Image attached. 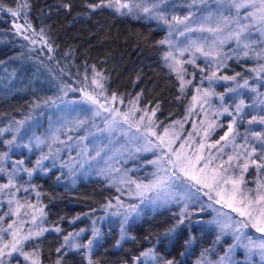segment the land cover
<instances>
[{"label": "rangeland", "instance_id": "1", "mask_svg": "<svg viewBox=\"0 0 264 264\" xmlns=\"http://www.w3.org/2000/svg\"><path fill=\"white\" fill-rule=\"evenodd\" d=\"M206 1L202 0L201 3L205 4ZM142 2L150 6L146 0H120V3L129 5L127 8H121V13L133 16L135 13L139 14L138 4ZM107 3H111L113 10L117 11L116 0H107ZM172 4L156 10L158 12H152V16L159 20L166 30L179 25L178 22L174 25L168 24L167 19L170 21L171 18L181 15L179 20L187 22L183 33L185 41L181 35L171 38L169 33H166L164 52L171 53V56L163 55L164 66L169 67L167 69L177 76H184L186 72V75L190 74V78L193 77L195 68H200L198 73L203 79L192 86L199 87L200 96L193 95L181 119L162 123L153 115V107L141 105L138 99H121L114 93L106 92L99 86L102 85L101 77L95 70H91L87 77L81 79V83L88 93L94 90L93 95H83L80 99L72 100L70 111L63 113L59 118H56L55 109L46 111V127L38 126L37 122L27 125L29 133L36 132L40 137L27 138V134L21 133L14 138L19 140L18 145L26 148L28 144L34 146L33 150L31 147L32 152L27 158V166L20 165L6 170L0 164V186L9 185L0 187V264H33L34 260L38 264H63L61 254L73 249L84 257L86 264H89V261L91 264H98L91 257V253L96 247L102 222L109 223L119 234H123L127 225L138 217L150 216L156 210L162 209L175 211L179 222L188 224L189 230L195 233V241L199 236H203L209 240V245L194 249V241L187 235L178 255L167 259L158 251L159 247L158 250L155 249L157 241L145 247L140 255L133 256L128 263L122 264H236L239 261L244 264H264L259 250L250 251L247 247L249 238L258 242L264 239V234L257 232L247 217L240 216L227 206L229 202H233L237 207L247 208L249 201H255L258 195H264V167L257 168L256 163H253H261L260 158L264 154V144L253 136V133H264V124L258 122L264 117V87L261 91L257 90L250 85L247 77L231 79L233 75L240 73L239 71H218L219 64L224 63L214 53L224 49L217 50L216 45L205 36V32L199 30V24L204 22V18L188 22L182 16L185 15L184 12L176 14L177 11L188 7L186 3ZM248 11L250 9L237 10L232 7L227 13H240L247 21L245 25H248L244 32L253 29L257 33L255 35L259 43L255 47L256 52L250 56L256 57L260 70V66L264 65V58L257 56V53L264 54V34H261V26L258 23L251 18H245ZM216 13L211 12L213 16ZM235 22L236 26H244ZM11 25L17 34L26 31L18 18L13 20ZM17 26H20L19 29ZM189 27L196 30L187 31ZM227 39L229 37L220 44L227 45ZM247 49L240 43L229 51L234 56H240L243 53L237 55L236 52ZM200 55L208 61L205 60L206 66L196 67L195 63ZM229 56L227 54L225 58ZM225 76L230 79L224 80ZM94 80L98 83H94ZM245 80L248 82L247 86L252 89L249 105L245 104V96L240 95L249 91L247 88L240 90ZM236 82L239 87L234 85ZM261 82L264 86V76ZM113 95L116 96L115 101L112 100ZM89 96L99 103H93L88 99ZM232 97L235 98L232 100ZM241 101L245 106L237 112L236 106ZM100 104L104 107H99ZM73 106H76L75 110H72ZM225 108L227 111H224ZM245 108L249 114L247 118L243 116L246 115ZM117 112L120 115H116ZM124 114H127L126 121ZM229 125L232 126L231 133ZM221 128L223 134L213 138V133ZM226 133L227 139H221ZM253 147L256 149L254 153L251 151ZM177 152L182 159L191 162V170L209 187H203V183L196 184L181 174L180 180L170 182L172 187L168 193L161 194L158 198V189L151 186L157 177L165 175L161 171V165L171 168L161 158V154L163 153L165 158L175 159L173 154ZM229 157H232L230 161ZM15 163L22 164L19 159ZM246 163L247 169L244 168ZM49 170H53L61 187L68 191L76 182L90 177L101 178L114 189V197L105 201L99 209V216H93L92 226H80L77 231L64 232L60 242L62 248L60 246L56 250L60 256L55 258L53 263H47L43 258L40 240L46 232L57 229L47 222L48 209L45 210L39 198L38 188L33 179L28 177L20 189L13 187L15 178L26 171L31 176L46 175ZM231 181H236V184ZM137 185L141 187L138 189ZM146 185L149 187H144ZM217 192L222 194V199L217 196ZM240 201H243V204ZM185 205L187 211L184 210ZM261 208H264V203H252L253 215ZM76 217L79 218V215L76 214L74 219ZM244 224L248 227H242ZM13 232L16 233V251L11 247L14 242ZM25 237L28 238L24 239ZM89 241H92L90 250ZM21 252L26 254L28 259H25ZM145 252L150 255L145 257Z\"/></svg>", "mask_w": 264, "mask_h": 264}, {"label": "trees", "instance_id": "2", "mask_svg": "<svg viewBox=\"0 0 264 264\" xmlns=\"http://www.w3.org/2000/svg\"><path fill=\"white\" fill-rule=\"evenodd\" d=\"M139 1L144 0H135ZM146 1L150 6L144 2L138 4L140 13L133 16L113 10L107 0H0L3 5L0 8V164L6 170L27 166V158L34 146L28 144L26 148L14 139L21 133L27 134V138L40 137L36 132L29 133L27 125L37 122L38 126L46 127V111L55 109L56 118H59L70 111L72 100L93 95L94 90L88 93L81 83L91 70L101 77L106 92L121 99H138L141 105L153 107L159 122L168 123L183 117L193 95L200 96L199 87L192 86L203 78L198 73L200 68H195L190 78L186 72L184 76H177L164 66L163 55L168 54L164 52L166 44L161 42L166 41V33L171 38L181 35L182 40H186L183 33L187 22L166 30L152 16V12H158L156 10L169 3H186L188 7L176 14L184 12L182 16L188 17V22L204 18L205 23L199 26L205 29L219 26L220 31L204 32L217 50L224 49L214 53L226 62L220 71H239L238 79L245 76L251 86L263 90L261 79L264 72L259 70L256 57L250 56L256 52L255 47L259 43L257 33L250 29L241 34V43L250 46L236 54L243 53L240 56L244 57L234 56L229 51L238 44L234 35L225 41L227 45L220 44L239 30L235 21L239 25L247 22L240 13H227L233 7L229 0H207L205 4L201 3L202 0ZM8 8L17 11L18 15L12 16ZM145 8L149 11L145 12ZM211 12L217 13L213 16ZM224 17H228L227 23ZM16 18L25 26V32L17 34L12 27L11 22ZM177 18L180 19L181 15ZM167 21L171 25L177 23L174 18ZM180 29L184 30L180 32ZM245 52L248 53L246 56ZM227 54L229 58H225ZM205 60L208 61L200 55L195 66H206ZM246 88L249 91L240 95H247L245 104L249 105L252 89ZM198 90L199 93L196 92ZM240 90L244 87L241 86ZM217 131L213 138L218 137ZM18 159L22 164L15 163ZM49 171L46 175L31 176L26 171L15 178L13 187L20 189L28 177L38 188L39 198L45 210L48 209L47 222L57 229L46 232L40 240L43 258L47 263H53L60 256L56 250L61 246L64 232L77 231L80 226H92L93 216H99V209L105 201L114 197V189L101 178L90 177L76 182L68 191L61 187L53 170ZM76 214L79 218L74 219ZM99 230L96 247L91 253L98 264L128 263L133 256L140 255L145 247L157 241L156 249L159 247L161 254L166 258L176 257L190 232L186 223L179 222L175 211L165 209L138 217L127 225L123 234L107 222H102ZM208 241L202 236L196 241L194 238L193 247L208 246ZM61 255L63 264H86L84 257L74 249Z\"/></svg>", "mask_w": 264, "mask_h": 264}, {"label": "snow or ice", "instance_id": "3", "mask_svg": "<svg viewBox=\"0 0 264 264\" xmlns=\"http://www.w3.org/2000/svg\"><path fill=\"white\" fill-rule=\"evenodd\" d=\"M116 3L118 5L117 7V11H119L121 8H127L129 7L128 4H123L120 3V0H116ZM229 3L235 7L237 10H239L240 8H247L250 9V11L247 12L246 14V19L251 18L252 21L258 23L261 27L259 28L261 34H264V0H240V2H237V0H229ZM109 6H112L111 3L109 4ZM95 7V6H93ZM0 8H3V5L0 4ZM8 12L11 13L12 16H17L18 12L14 11L11 8L7 9ZM145 12L149 11L148 8L144 9ZM177 20L178 23H183L184 21L179 20V18H174ZM185 20L188 19V17L184 18ZM228 17H224V22L227 23ZM20 26H17V28L19 29ZM239 30L231 33L230 37L232 35H234L236 37L237 43L240 44L241 40H240V36L241 34L245 31V29L248 27V25H244V26H238ZM187 31H195L196 29L193 28H187ZM200 31H208V32H215V31H220L221 29L219 28V26H217L216 28H207L205 29L203 26H201L199 28ZM25 39H27V37H25ZM161 43H164L163 41ZM244 48H248L249 44L248 43H244L243 44ZM201 50L202 49H198ZM248 53L245 52L244 55L246 56ZM168 56H171V53L168 54ZM257 56H260L261 58H264V54L262 53H257ZM167 58V57H166ZM177 63H179V61H177ZM178 71V69H177ZM255 71V69H254ZM260 71L264 72V65L260 66ZM182 79V78H181ZM209 79H211V77H209ZM224 80H228L230 79L229 77L225 76L223 77ZM231 79H235V77H232ZM94 83H98L97 81H93ZM247 80L244 81V86H247ZM100 87H103V85H99ZM231 90V89H230ZM199 91V90H198ZM208 93L206 92L205 95H207ZM89 100H91L93 103H99L98 101H96L93 97L89 96L88 97ZM223 99V97H221V100ZM112 100L115 101L116 100V96L113 95L112 96ZM243 106V101H241V103L239 105L236 106V110L237 112L240 111L241 107ZM99 107L103 108L104 105L100 104ZM106 111H109V109H105ZM224 111H227V109L225 108ZM98 114V113H97ZM116 115H120L119 112L116 113ZM153 115H155V113L153 112ZM124 119L125 121L127 120V114H124ZM260 124H264V117H262L259 121ZM249 123H252V121H249ZM137 131H139V129H137ZM232 132V126L229 125V133ZM167 133L165 132V135ZM228 134L226 133L225 136H223L221 139H227ZM253 136L259 140L262 144H264V133H253ZM150 143V141H149ZM161 143H163V140H161ZM251 151L254 153L256 151V149L253 147L251 149ZM175 156V159H172L171 157H167L165 158L163 153L161 154V158L163 160H165V163L167 165H170L171 168H168L164 165H161V171H163L165 173L164 176H159L157 177V179L153 182L151 187H154L156 189H158L157 192V197L159 198L161 194H167L169 189L172 187V184L170 182H174L176 180H180L181 179V174L185 177H187L189 180L194 181L196 184H201L203 183V187H209V185L206 182H202L201 179L195 175V173L191 170L192 169V164L190 161H187L186 159H182L180 153H174L173 154ZM232 159V157H229V161ZM261 161H264V154L261 155ZM154 163H156L154 161ZM253 163H256L257 168L260 167H264V163H257L256 161H253ZM248 165L247 163L244 164V168L247 169ZM243 179V177H241V180ZM234 185L236 184V181H231ZM0 187H9V185H3ZM141 186L137 185V188L139 189ZM144 187H149V186H144ZM207 194V193H206ZM217 196H220L221 199L223 198L222 194L220 192H217ZM211 198V197H210ZM233 201H235V190L233 192ZM217 203H219V200H217ZM241 204H243V201H240ZM252 203H264V195H258L255 199V201H249L248 207L244 208V207H237L235 206V204L233 202H229L228 203V207H230L232 209V211L239 213L240 216L242 217H247L249 219V222L251 223V226L253 228L256 229L257 232H260L262 234H264V208L258 209L256 210V214L253 215V211L252 209ZM135 207V206H133ZM185 211H187V206L185 205L184 208ZM9 227H11V225H9ZM242 227H248L247 224L242 225ZM237 231H239V229H237ZM39 234V233H37ZM12 236L14 238V242L11 244L12 250L16 251V247L17 244L15 242V237H16V233L13 232ZM28 237H25L24 239H27ZM67 240V237L65 238ZM92 241L88 242V247L90 250V246H91ZM5 247H8V245H5ZM77 247H80V245H77ZM247 247L249 248V250H253V249H258L259 250V254L261 256L262 259H264V239L257 241H253L249 238V243L247 245ZM22 255H25V259H28V256L26 254H24L23 252H21ZM10 255V253H9ZM145 257H148L150 255L149 252H145L143 254ZM33 264H38L37 261H33ZM89 264H91V261H89Z\"/></svg>", "mask_w": 264, "mask_h": 264}, {"label": "flooded vegetation", "instance_id": "4", "mask_svg": "<svg viewBox=\"0 0 264 264\" xmlns=\"http://www.w3.org/2000/svg\"><path fill=\"white\" fill-rule=\"evenodd\" d=\"M163 257H164V258H166L164 255H163ZM170 258H172V259H173L174 257H170ZM167 259H169V258H167Z\"/></svg>", "mask_w": 264, "mask_h": 264}]
</instances>
